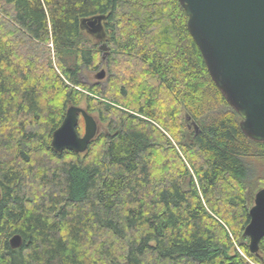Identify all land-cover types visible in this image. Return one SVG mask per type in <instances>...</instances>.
I'll return each instance as SVG.
<instances>
[{"label":"trees","instance_id":"obj_1","mask_svg":"<svg viewBox=\"0 0 264 264\" xmlns=\"http://www.w3.org/2000/svg\"><path fill=\"white\" fill-rule=\"evenodd\" d=\"M71 106L99 121L84 154L52 147ZM241 121L180 0H0V264H264V142Z\"/></svg>","mask_w":264,"mask_h":264},{"label":"water","instance_id":"obj_2","mask_svg":"<svg viewBox=\"0 0 264 264\" xmlns=\"http://www.w3.org/2000/svg\"><path fill=\"white\" fill-rule=\"evenodd\" d=\"M180 2L189 16L190 32L214 82L242 117V130L250 139L264 142V0ZM106 20V15H98L81 22L82 29L102 43L103 62L109 51L105 43ZM106 77L104 69L96 75L98 81ZM193 125L198 130L197 125ZM99 131L95 115L85 107L71 106L62 125L53 133L52 147L58 153L69 150L84 154ZM250 217L245 236L250 239L251 252L257 254L264 239V189L256 194ZM10 242L18 249L23 238L15 235Z\"/></svg>","mask_w":264,"mask_h":264},{"label":"rangeland","instance_id":"obj_3","mask_svg":"<svg viewBox=\"0 0 264 264\" xmlns=\"http://www.w3.org/2000/svg\"><path fill=\"white\" fill-rule=\"evenodd\" d=\"M102 69H104V70H106V72H107V75L109 74L108 73V70H107V67H101L99 70H97V71H95V72H93V73H91V74H89L87 77L85 76L84 77V80L85 81H91V82H100V81H98V79L96 78V75L102 70ZM107 78V77H106ZM104 79V80H102L101 82H104V81H106L107 79ZM82 107H84V106H82ZM81 132H82V134L84 133V123H82V125H81ZM262 189H264V187L262 188ZM262 189H260V190H262ZM259 190V191H260ZM258 191V192H259ZM258 192H256L255 194H253L252 195V197H251V204H252V206L255 204V197H256V194L258 193Z\"/></svg>","mask_w":264,"mask_h":264}]
</instances>
